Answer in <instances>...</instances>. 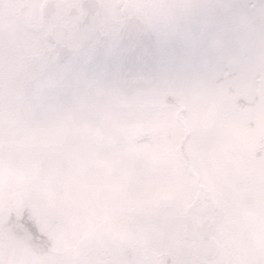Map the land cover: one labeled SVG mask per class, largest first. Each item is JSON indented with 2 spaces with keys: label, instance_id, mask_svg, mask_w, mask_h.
<instances>
[{
  "label": "flooded vegetation",
  "instance_id": "af4514ba",
  "mask_svg": "<svg viewBox=\"0 0 264 264\" xmlns=\"http://www.w3.org/2000/svg\"><path fill=\"white\" fill-rule=\"evenodd\" d=\"M12 1L19 12L21 11L19 17L22 28L21 32L17 33L21 43L4 46V49L0 47V57L5 56L3 57L5 58L3 65L8 68L11 65L18 67V75L22 80L20 93L24 99L32 96L42 97L45 93H48L50 97L74 95L93 99V103L99 107L100 113L96 114L98 116L97 124L89 126L88 130H97L99 136L100 148L99 153L94 155L96 157L94 162L100 170L99 178L102 181L106 178L104 172L110 167L109 163L117 160L119 167L121 160L118 155L125 153L131 154L137 158V161L145 159L150 166L151 164L153 166V162L161 159L165 161L174 157L186 172L185 174L189 178L187 181L191 184L192 191L190 192H192L193 198L188 200L183 197L179 203H172L181 206V211L177 216L174 215L175 213L172 217L168 216L170 206L149 210V214L152 215L149 216L152 217L149 219L151 225L162 228L163 225L172 222L181 227V230L179 229L180 248L182 253L188 254H184L182 258L179 256L177 264H190L189 261H195L198 264L217 262L220 258L218 252L212 254L210 258H202L201 261H197L198 246L195 244L197 240L194 241L196 239L194 233L196 237L202 239V242L203 240L218 242L220 240L219 229L223 226V222L227 223L226 229L228 231L226 232L229 235L224 240L236 246L237 235L240 252L248 256L251 253L259 254L262 258V264H264V201H256L251 195L259 179L258 173L261 163H264V131L262 132L258 124L250 119H259L260 116L258 113L253 114L244 125L247 131L257 133V136L252 143L253 150L246 158L249 165H244L243 172L241 171L239 174L240 178L235 182L236 186L244 193L242 195L243 200L226 202L230 203L232 207H237V211L233 215L237 218L234 223L238 224H234V226L229 223L232 221L220 212L223 208H220L217 197H213L215 191H212L210 185L205 186L203 184L202 178L204 176L198 163L195 162L196 152L194 153V146L191 145V142L195 141L196 138L195 133L190 128L195 123V116L190 110L192 106L187 107L186 99L192 92L202 89L205 82H207V99L215 101L212 107H223V102L227 103L225 112L228 116L231 114L245 115L256 107V102L243 98V92L238 93L233 86L234 84H230L232 80L245 77L248 74L244 59L242 57L237 58L235 54H230L231 49L227 48H221L215 56L210 54L209 44L204 36L206 31L203 27L202 8L199 2L202 3L203 0H196V2L194 0ZM210 1L216 7L215 11L220 14L216 20L217 28L214 31V41L217 42V45L222 46L224 40H231L234 30L246 29L248 25L245 18L237 23L227 20L229 12L226 8V0H223L225 4L221 0ZM212 4L209 1H204V5L209 6V8ZM248 4L250 6V1ZM129 20H137V22L139 20L144 25L127 27L133 33L127 38L128 41L135 38L138 32H143L144 37L147 35L148 38L149 35L151 37L153 34L158 44L159 62L157 82L148 88H136L132 91L125 90L122 82L119 81L126 44L122 30ZM223 33L227 36H222ZM241 65L243 66L241 67ZM184 69H191L195 75L192 81L195 86H190L193 87L192 90L188 88V84L190 85L192 82L188 83L190 81L186 77L189 73H185ZM210 69L212 70L211 73H209ZM263 75L264 68L256 73L253 81L256 82L257 80L258 85L263 86L261 79ZM27 81L29 82L27 83ZM250 84L251 81L245 83L247 87H250ZM255 92H257L256 88H254ZM95 99H98L100 105L96 104ZM200 106L202 108L204 103ZM120 110L137 116L156 113L158 117L153 118L148 123L152 127L151 129H154L157 123L159 125L169 122L173 125L174 123L177 124V127L173 131L170 129L166 133H162L161 131H148L144 129L145 125L142 124L133 127L128 134L119 135L118 133L116 136H110L113 131L121 129V123L118 121L120 115L115 117L108 115L112 112L117 114ZM172 110L174 113L171 112ZM165 113L167 116L164 120ZM262 115L264 116V112ZM160 117L163 121H160ZM188 118L192 120L190 121ZM172 119L173 121H171ZM19 123L21 124L15 127L19 129V132H16V138L12 144L25 145L28 142L26 124H22V121ZM176 131L179 133L181 131V138L176 137ZM235 131L237 128L234 129V133ZM237 138L241 139L242 136ZM2 140L1 143L5 145V150L6 147L12 145L8 138ZM233 158L235 157L230 156L226 160L227 166L228 162L233 161ZM5 162H9L10 165H17L22 161L9 157L5 159ZM27 166L32 165L28 163ZM53 171L52 177L55 182H52L55 184V193H62L63 188H68V186L61 185L60 190H57L62 180H58L55 176L56 171ZM45 172L46 174L49 173V171ZM242 176L243 178H241ZM66 177L73 176L68 172ZM163 177H167L165 171ZM60 178L62 179L64 176ZM114 179L118 180L117 178ZM139 186L147 189L146 186L148 185L147 183L138 184L134 186L136 189L134 187L126 189L128 190L126 192L130 194L129 197L136 199L133 194L137 191H132H141ZM110 187L116 190V188ZM31 188L40 189L37 186ZM121 189L124 190V188ZM21 190L11 191L12 196L9 195L0 202V257L15 256V251L18 250L20 257L36 258L31 264H43V258L60 257V255L70 252V264H78L77 252L79 247L70 246V251H62L65 254L58 251L59 242H62L66 237L62 229L57 226L58 219H60L58 214L54 215V220H52L57 227L51 226V222H44V218L40 215V211L43 209L40 206L41 202L39 200L36 202L22 200L23 197H19L18 194L25 193V190ZM262 199L264 200V198ZM147 208L152 207H144V209ZM3 209L8 211L10 221L19 220L24 225L12 228L13 224L7 223L8 228L2 227L5 219L1 217ZM253 209L256 211L253 212ZM133 212L139 215L137 209ZM191 213H196L199 222V228L194 230L192 229L196 222L193 217L191 218ZM61 220L66 221L65 219ZM103 222L104 225L107 224V227L112 223L123 224L119 218L108 216L105 221L99 220L98 224ZM107 227L103 232V244L100 242L102 245V250L99 252L100 264H120V259L128 253L129 257L131 255L135 260L144 255L143 249L145 253H152L158 257H160L159 254L166 253L162 251L158 254L156 250L138 243L131 238L133 234L127 239L123 237L118 239L114 236V240L111 241L107 239L109 236L107 237L106 234L110 231L114 233V230ZM60 232L63 233L62 238L59 237ZM256 233L259 234L257 235L259 238L256 237ZM246 234H248L247 239L244 237ZM252 235H255L259 245H251ZM43 238H48V242L43 243ZM86 238L88 237L86 236ZM203 243H205V250H207L209 247L207 243L209 242ZM9 263L11 264V262ZM19 264L28 263L24 261Z\"/></svg>",
  "mask_w": 264,
  "mask_h": 264
},
{
  "label": "rangeland",
  "instance_id": "374dc122",
  "mask_svg": "<svg viewBox=\"0 0 264 264\" xmlns=\"http://www.w3.org/2000/svg\"><path fill=\"white\" fill-rule=\"evenodd\" d=\"M204 1H209L211 4L212 2L210 0H203L202 3L199 1L202 8L203 27L206 31L204 36L209 44L211 56L217 55L221 48H227L231 49L230 54L244 59L248 74L245 77L232 80L230 84H234L238 93L243 92V98L256 102V107L249 113L228 116L225 112L227 103L223 102V107H212L215 101L207 99V82L202 86V89L192 92L186 99L187 107L192 106L190 110L195 116V123L190 128L196 138L191 142V145L194 146V153L196 152L195 162L198 163L204 176L202 182L205 186L210 185L212 191H215L213 197H217L220 208H223L220 212L224 213L232 221L229 223L234 226V224H238L234 223L237 218L233 215L237 211V207H232L230 203L226 202L243 200L244 193L236 186L235 182L240 178L239 174L241 171L243 172L244 165H249L246 158L252 152V143L257 136V133L247 131L244 125L248 122L249 117L258 113L259 119L250 120H254L259 129L264 131V116L262 115L264 112V75L261 77L263 86L258 85L257 80L253 81L256 73L264 68V0L258 4H255V0H226V8L229 12L227 20L237 23L245 18L248 27L234 30L231 40H224L222 46L217 45V42L214 41V31L217 28L216 20L220 14L215 11L214 4L209 8L204 5ZM249 1L250 6H248ZM221 2L225 4V1L221 0ZM17 9L12 0H0V47L3 49L8 45L21 43L17 34L21 32L22 28L19 17L21 11L19 12ZM222 36L227 35L223 33ZM3 57L5 56L0 57V202L5 197L12 196L11 191H22L21 189L25 190V193L18 194L19 197H23L22 200L28 202L39 200L40 206L43 208L40 215L44 218V222H51V226L60 227L66 234L62 242H59L58 251L65 254L62 251H70V246L79 247L78 264H100L99 252L102 250L100 242L103 244V232L107 224L104 225V222L98 224V221L101 219L105 221L107 216L117 217L123 223L122 225L117 223L108 225L107 228L114 230V233L112 231L108 234L104 233L107 237L109 236L107 239L113 241L114 236L118 239L120 237L127 239L133 234L131 238L147 248L156 250L158 254L162 251L166 252L159 254L160 257H158L152 253H145L143 249L144 255H140L141 257H137L135 260L131 255L129 257V253L124 254L120 259V264H177L179 256L182 258L184 254H188L182 253L180 248L181 227L172 222H168L162 228L157 225L153 226L149 221L152 218L149 217L152 216L149 213L153 208L170 206L168 216H177L181 211V206L172 203H179L183 197L188 200L193 198V194L190 192L192 191L191 184L187 181L189 178L179 162L174 157L165 161L160 158L161 160L153 162V166L152 164L150 166L145 159L137 161V158L125 153L118 155L121 160L119 167L117 160L109 163L110 167L104 172L106 178L102 181L99 178L100 170L94 162L96 158L94 155L99 153L100 148L99 136L97 130H88L89 126L97 124L98 116L96 114L100 113L99 107L94 105L93 99L74 95L50 97L48 93L43 94L42 97L32 96L24 99L20 93L22 80L18 75V67L14 65L9 68L5 67L3 65L5 58ZM184 72L189 73L186 77L190 81L188 83H191L195 75L191 69H184ZM211 72L210 69L209 73ZM250 81V87H247L245 83ZM188 86L192 90L193 87L190 86H195L194 82ZM254 88L257 89L255 93ZM95 100L96 104L100 105L98 99ZM202 103L204 106L201 108ZM171 112L174 113V110ZM116 115H120L118 121L121 123V129L113 131L110 136H116L118 133L119 135L128 134L133 127L142 124L148 131H161L162 133H166L170 129L173 131L177 127V124L173 125L169 122L159 125L157 123V126L151 129L152 127L148 123L158 117L154 112L149 115L141 114L142 117H140L120 110L117 114L112 112L108 116L115 117ZM166 116L167 113L164 115V120ZM20 121L22 124H26L27 128L28 142L25 145L12 144L16 138V132H19V129L15 127L21 124ZM160 121H163L161 117ZM236 128L237 131L234 133ZM239 136L242 138L238 139ZM176 137L181 138V131L180 133L176 131ZM3 138H8L12 144L6 147V150L5 145L1 143ZM230 156L235 158L231 163L228 162L227 166L226 160ZM9 157L22 162L10 165L9 162H5V159ZM134 161L138 163H134ZM28 163L34 167L27 166ZM53 170L56 171L57 179L62 180L57 190H60L61 185L68 186V188H63L62 193H55ZM45 171H49V173L46 174ZM164 171L167 177H163ZM68 172L73 177H66ZM258 175L259 179L251 195L254 200L263 202L264 163H261ZM58 176H64V178L61 179ZM27 179L28 181H26ZM145 183L148 185L146 186L148 190L139 186L141 191H132H137L133 194L136 199L129 197L130 194L126 192L128 191L126 189ZM35 186L40 189L31 188ZM134 189L136 188L134 187ZM56 197L58 198L56 199ZM127 197L129 198L127 199ZM146 206L152 208L144 209ZM135 209L139 215L133 212ZM255 211L253 209V212ZM173 213L175 214L173 215ZM56 214L60 217L57 226L52 221ZM1 217L5 218L2 227L8 228L7 223L13 224L12 228L24 225L19 220L10 221L9 213L4 209ZM192 217L196 222L193 225L192 230H194L199 228V222L196 213L192 214ZM226 228L227 223L223 222V226L219 229L220 240L218 242L203 240V242H209L207 250H205V243L202 242V239L196 237L194 233L196 238L194 241L197 240L195 244L198 246L197 261H201L202 258H210L212 254L218 252L220 258L213 264H262L259 254L251 253L248 256L240 252L237 235L236 246L227 243L225 240L229 235ZM257 235L259 234L256 233V237L259 238ZM62 236L63 233L60 232L59 237L62 238ZM247 236L248 234L244 237L247 239ZM251 237V245H259L255 235ZM48 240V238H43L42 242L46 243ZM83 240L85 241L82 242ZM15 249L17 248L15 247ZM15 254L9 258L0 257V264H10L9 262L19 264L24 261L31 264L36 260L34 257H20L18 250L15 251ZM70 260L71 255L68 252L60 257L43 258V264H56L57 262L58 264H70ZM189 262L198 264L195 261Z\"/></svg>",
  "mask_w": 264,
  "mask_h": 264
},
{
  "label": "water",
  "instance_id": "95a60500",
  "mask_svg": "<svg viewBox=\"0 0 264 264\" xmlns=\"http://www.w3.org/2000/svg\"><path fill=\"white\" fill-rule=\"evenodd\" d=\"M134 25H142L141 22L127 21L122 30L126 42L123 54V68L119 74L125 90H134L139 87L148 88L158 78V47L157 41L151 34L144 37L143 32H138L135 38L128 41L133 33L127 28ZM132 34V35H131ZM132 41V43H131Z\"/></svg>",
  "mask_w": 264,
  "mask_h": 264
}]
</instances>
